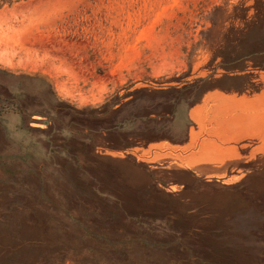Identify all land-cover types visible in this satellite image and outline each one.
Here are the masks:
<instances>
[{
	"label": "rangeland",
	"instance_id": "1",
	"mask_svg": "<svg viewBox=\"0 0 264 264\" xmlns=\"http://www.w3.org/2000/svg\"><path fill=\"white\" fill-rule=\"evenodd\" d=\"M260 2L0 0V264H264L254 141L208 170L140 158L208 91L264 87L234 60Z\"/></svg>",
	"mask_w": 264,
	"mask_h": 264
},
{
	"label": "crops",
	"instance_id": "2",
	"mask_svg": "<svg viewBox=\"0 0 264 264\" xmlns=\"http://www.w3.org/2000/svg\"><path fill=\"white\" fill-rule=\"evenodd\" d=\"M258 8L253 17L243 8V15L236 19L243 25L236 31L239 41L234 60L245 65L253 64L255 58H264V2ZM250 54L253 55L247 57ZM254 68L264 71L259 65ZM187 120L186 137L181 144L160 140L142 149L140 158L145 162H150L149 157L170 158V163L193 171L221 168L228 161L238 160L249 141L255 142L248 150L250 157L264 153V87L253 94L210 90L188 110Z\"/></svg>",
	"mask_w": 264,
	"mask_h": 264
},
{
	"label": "trees",
	"instance_id": "3",
	"mask_svg": "<svg viewBox=\"0 0 264 264\" xmlns=\"http://www.w3.org/2000/svg\"><path fill=\"white\" fill-rule=\"evenodd\" d=\"M69 112V111H68Z\"/></svg>",
	"mask_w": 264,
	"mask_h": 264
}]
</instances>
